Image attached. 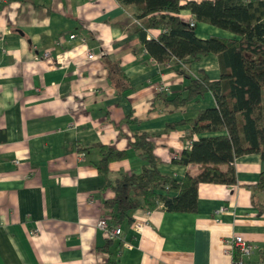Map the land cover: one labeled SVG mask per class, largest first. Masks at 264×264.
Here are the masks:
<instances>
[{"label": "crops", "instance_id": "0c3cea01", "mask_svg": "<svg viewBox=\"0 0 264 264\" xmlns=\"http://www.w3.org/2000/svg\"><path fill=\"white\" fill-rule=\"evenodd\" d=\"M134 11L122 0H0V264H232L226 240L235 234L252 242L245 264H264L258 152L236 158L237 183L202 182L196 211L161 203L116 223L106 206L109 182L150 162L133 147L137 132L153 133L164 172L198 173L201 163L173 161L201 136L187 137L191 126L179 121L217 106L212 92L171 99L186 95L181 69L218 79L219 56L159 61ZM180 15L194 19L189 9ZM196 31L233 35L207 22ZM161 32L151 27L147 38ZM101 144L127 155L104 171ZM103 216L122 226L119 236L98 226Z\"/></svg>", "mask_w": 264, "mask_h": 264}, {"label": "trees", "instance_id": "16d2710c", "mask_svg": "<svg viewBox=\"0 0 264 264\" xmlns=\"http://www.w3.org/2000/svg\"><path fill=\"white\" fill-rule=\"evenodd\" d=\"M134 5L140 21L137 31L148 50L161 62L184 59L186 62L216 53L221 75L190 77L186 95L171 99L177 105L212 92L217 106L201 110L195 117L183 119L195 133L173 161L201 163L198 173L187 172L182 180L162 170L163 160L155 152L153 133L137 132L133 147L149 159L138 173H124L109 182L115 194L106 201L116 223L132 220V212L141 206H163L174 211H196L202 182L237 183L236 158L258 152L264 158V0H122ZM189 9L194 20L180 15ZM198 22H207L233 33L231 36L200 37ZM161 27L156 38H147V30ZM130 85L126 86L128 88ZM134 118H128L133 122ZM99 168L106 171L110 161L127 155L126 150L101 144ZM226 165L225 168L222 166ZM257 186L264 190V171ZM112 262L114 260H111Z\"/></svg>", "mask_w": 264, "mask_h": 264}, {"label": "built area", "instance_id": "2783aa9c", "mask_svg": "<svg viewBox=\"0 0 264 264\" xmlns=\"http://www.w3.org/2000/svg\"><path fill=\"white\" fill-rule=\"evenodd\" d=\"M88 56L93 58L95 52L89 50ZM163 88L164 86H162V89ZM98 226L105 230L109 238L119 236L122 232V226L120 224H111L110 217L108 216L101 217L98 221ZM136 227L141 229L143 227L142 222H137ZM226 245L227 249H229L233 255L232 264H245V256L250 255L253 250L252 242L242 234H235L232 238L227 239Z\"/></svg>", "mask_w": 264, "mask_h": 264}, {"label": "rangeland", "instance_id": "374dc122", "mask_svg": "<svg viewBox=\"0 0 264 264\" xmlns=\"http://www.w3.org/2000/svg\"><path fill=\"white\" fill-rule=\"evenodd\" d=\"M176 156V155H175Z\"/></svg>", "mask_w": 264, "mask_h": 264}]
</instances>
